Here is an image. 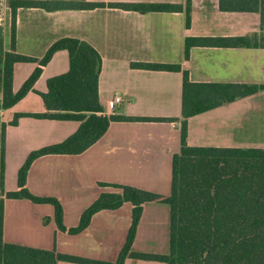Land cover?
<instances>
[{"label":"crops","instance_id":"0c3cea01","mask_svg":"<svg viewBox=\"0 0 264 264\" xmlns=\"http://www.w3.org/2000/svg\"><path fill=\"white\" fill-rule=\"evenodd\" d=\"M103 3L181 4L185 0H86ZM3 20V44L9 49L11 13ZM256 12L221 11L219 0H191L190 24L181 11H134L115 7L93 9L18 8L15 13L14 50L40 59L63 37L90 44L101 58L98 99L105 115L181 117V71L148 70L133 63L179 64L190 81L264 85V47L192 46L183 54L185 37L243 36L263 33ZM37 62H15L12 90L16 92ZM69 69L66 50L53 53L42 66L32 89L8 108H0L5 125L1 239L10 243L114 264L131 222L132 205L94 213L77 234L60 231L53 206L24 198H7L18 189L17 172L27 155L58 143L74 133L76 120L30 116L47 113L38 94L46 80ZM120 96L114 106L109 101ZM15 114H25L10 124ZM179 121H111L105 133L79 154H46L30 164L25 187L38 197H54L62 207V222L75 227L81 213L100 193L116 192L107 184L130 185L168 196L171 159L179 151ZM190 146L264 148V90L224 103L187 119ZM112 189H116L113 191ZM170 208L149 201L142 205L132 252L166 254L140 243L145 230L163 220L168 245ZM162 243V244H161ZM163 245V242H160ZM56 264H80L57 261ZM124 264H163L127 257Z\"/></svg>","mask_w":264,"mask_h":264},{"label":"trees","instance_id":"16d2710c","mask_svg":"<svg viewBox=\"0 0 264 264\" xmlns=\"http://www.w3.org/2000/svg\"><path fill=\"white\" fill-rule=\"evenodd\" d=\"M190 3H103L86 0H6L11 13L9 49L3 47L0 25V108H8L32 89L41 68L53 53H68L69 69L46 80V91L39 92L47 113L34 117L76 120L79 126L64 140L31 151L17 172L18 189L5 193L7 198H24L33 203L53 206L54 220L60 231L77 234L86 228L91 216L103 209L132 205L131 222L125 241L114 264H124L127 257L158 261L163 264H264V148L190 146L187 143V119L224 103L264 90V85L246 83L193 82L179 64L133 63L132 67L148 70L181 71V117H132L105 115L98 99V75L101 58L87 42L63 37L53 42L40 59L14 50L15 13L18 8L93 9L115 7L134 11H183L185 26L190 24ZM221 11L256 12L264 31V0H219ZM192 46L264 47V32L243 36L185 37L183 54L187 58ZM34 61L37 66L19 89L12 90L15 62ZM25 114H15L10 124ZM111 121H179V151L171 159V185L168 196L130 185L107 184L116 192L100 193L81 213L75 227L62 222V207L54 197H38L25 187L30 164L46 154H79L94 144ZM5 125L0 135V190L3 191ZM149 201L166 203L170 208L168 252L166 254L132 252L131 245L141 217L142 205ZM2 204L0 202V264H56L67 261L80 264L109 262L57 253L10 243L1 239Z\"/></svg>","mask_w":264,"mask_h":264},{"label":"rangeland","instance_id":"374dc122","mask_svg":"<svg viewBox=\"0 0 264 264\" xmlns=\"http://www.w3.org/2000/svg\"><path fill=\"white\" fill-rule=\"evenodd\" d=\"M7 5L6 0H0V25L3 30V20L4 17L7 16ZM3 35V31H2ZM4 49L7 48V45L3 44ZM1 97V94H0ZM113 191H116V189H112ZM164 222L159 218V220L154 221L151 223L150 227L145 230V235L141 239L140 243L143 244L142 246L146 249H159L163 250L164 252L168 250V245L166 242V232L164 231ZM160 242H163V245L160 244Z\"/></svg>","mask_w":264,"mask_h":264},{"label":"built area","instance_id":"2783aa9c","mask_svg":"<svg viewBox=\"0 0 264 264\" xmlns=\"http://www.w3.org/2000/svg\"><path fill=\"white\" fill-rule=\"evenodd\" d=\"M122 101L120 96H114L110 101H109V105L112 107L118 103H120Z\"/></svg>","mask_w":264,"mask_h":264}]
</instances>
